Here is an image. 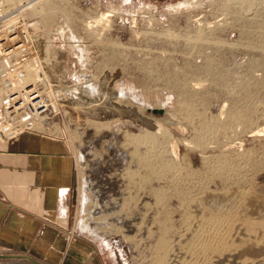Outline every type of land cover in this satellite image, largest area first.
<instances>
[{
    "label": "rangeland",
    "instance_id": "rangeland-1",
    "mask_svg": "<svg viewBox=\"0 0 264 264\" xmlns=\"http://www.w3.org/2000/svg\"><path fill=\"white\" fill-rule=\"evenodd\" d=\"M12 21L19 53L31 51L0 80L21 85L12 117L33 118L22 131L71 159L67 228L101 264L153 263L148 231L180 225V194L234 190L264 205V0H0V26ZM126 194L148 217L140 230Z\"/></svg>",
    "mask_w": 264,
    "mask_h": 264
},
{
    "label": "crops",
    "instance_id": "crops-1",
    "mask_svg": "<svg viewBox=\"0 0 264 264\" xmlns=\"http://www.w3.org/2000/svg\"><path fill=\"white\" fill-rule=\"evenodd\" d=\"M63 154L58 140L37 132L0 139V254L36 264H101L67 228L73 173Z\"/></svg>",
    "mask_w": 264,
    "mask_h": 264
},
{
    "label": "bare ground",
    "instance_id": "bare-ground-1",
    "mask_svg": "<svg viewBox=\"0 0 264 264\" xmlns=\"http://www.w3.org/2000/svg\"><path fill=\"white\" fill-rule=\"evenodd\" d=\"M17 29V26H0L1 33L14 36L8 44L0 43V65L4 64V60L10 65L14 63L19 64L16 67L17 70L15 68L9 74L10 76L6 78L7 82L13 77L12 75H16L20 71L24 58L28 57L31 52L28 46L23 43L26 50L28 49L27 53L23 54L22 51L19 53ZM22 30L20 32L22 33V41L20 42H23L25 37ZM13 82L15 86L12 85ZM13 82L8 83L9 90L12 91V88H19L20 91L15 93L12 99L18 100L20 98L22 100L21 85L19 86L16 80ZM32 85L35 86L36 92L41 97V92L37 86L35 84ZM10 96L8 95L9 101ZM22 110H18L14 105H11L8 117L11 118L15 115V112ZM129 143L131 144L132 142ZM134 157L136 158V156ZM139 158L141 161L139 163L142 164L140 166L154 167L150 154H145V156H140ZM138 170L140 171V169ZM140 172L143 171L141 170ZM149 173H144V175L148 176ZM132 190H130L131 193ZM128 194H126L127 197L123 198L121 206L129 215L128 225L133 220H137V218L142 222L137 228L140 230L139 228L148 222V217L144 218L145 216L142 215L143 217L141 218L137 213L138 210H135V207H131L132 201L128 197ZM157 196L159 195L157 194ZM156 199L158 201L159 198ZM178 199L181 202L179 206V212H181L180 215L182 216V219L180 217V225L173 226L166 222L162 223L163 228L157 226L156 230L152 229L148 231L147 236L149 235L154 240L152 253L149 252L153 258V263L151 264H264V205L253 196L234 190L228 192L212 190L202 195L196 194L194 198L180 194ZM143 208H145L144 205L141 209H138L142 210ZM10 263L12 264L11 261Z\"/></svg>",
    "mask_w": 264,
    "mask_h": 264
},
{
    "label": "built area",
    "instance_id": "built-area-1",
    "mask_svg": "<svg viewBox=\"0 0 264 264\" xmlns=\"http://www.w3.org/2000/svg\"><path fill=\"white\" fill-rule=\"evenodd\" d=\"M11 23H12L11 25L13 27H16V21L15 22L12 21ZM7 25L10 26V24H7ZM24 36H25V34H24ZM24 40H25V37H24ZM23 43H24V41H23ZM4 61H5L4 64L0 65V79H1V81L6 80V78L8 76H10L9 74H11L14 71V69L19 66V64L14 63V64L10 65L9 63H7L6 60H4ZM16 70H17V68H16ZM2 76H3V78H2ZM0 89H1V92L4 94V96H3L4 101L1 100V103L4 104L3 105L4 106V112H2L1 104H0V139L7 140L9 137H12L14 135L21 133L23 128L31 127V123H32L33 118H30V117H29L30 119L27 118V120H25V123L23 124V119L20 121L18 118L8 117L10 106L13 105L8 100V95L13 94V92L9 90V86L5 83L3 85L0 84ZM29 106H30V109L32 111H34V110L37 111L38 107H43L42 105L38 104L34 108L31 103H29ZM27 121H29V122H27Z\"/></svg>",
    "mask_w": 264,
    "mask_h": 264
},
{
    "label": "water",
    "instance_id": "water-1",
    "mask_svg": "<svg viewBox=\"0 0 264 264\" xmlns=\"http://www.w3.org/2000/svg\"><path fill=\"white\" fill-rule=\"evenodd\" d=\"M161 108H152V111H154V112H161ZM0 255H2V254H0Z\"/></svg>",
    "mask_w": 264,
    "mask_h": 264
}]
</instances>
